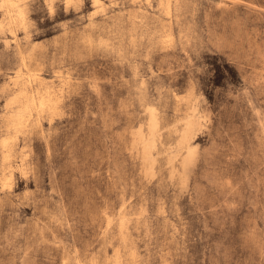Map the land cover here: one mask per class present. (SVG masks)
I'll return each instance as SVG.
<instances>
[{"label":"rangeland","instance_id":"374dc122","mask_svg":"<svg viewBox=\"0 0 264 264\" xmlns=\"http://www.w3.org/2000/svg\"><path fill=\"white\" fill-rule=\"evenodd\" d=\"M17 1L0 264H264V0Z\"/></svg>","mask_w":264,"mask_h":264},{"label":"bare ground","instance_id":"6f19581e","mask_svg":"<svg viewBox=\"0 0 264 264\" xmlns=\"http://www.w3.org/2000/svg\"><path fill=\"white\" fill-rule=\"evenodd\" d=\"M3 2L7 5V6H12V7H16V8H19L18 9V19L20 21H24V12L23 10L20 9V5L18 4V1L17 0H3ZM27 83L29 84V80L27 81Z\"/></svg>","mask_w":264,"mask_h":264}]
</instances>
